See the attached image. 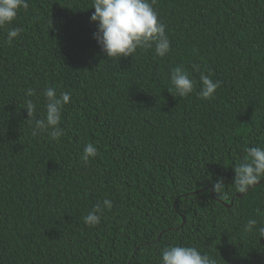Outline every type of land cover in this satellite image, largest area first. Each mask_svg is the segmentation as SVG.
<instances>
[{
    "label": "trees",
    "instance_id": "1",
    "mask_svg": "<svg viewBox=\"0 0 264 264\" xmlns=\"http://www.w3.org/2000/svg\"><path fill=\"white\" fill-rule=\"evenodd\" d=\"M27 2L7 26L20 36L0 29V264H160L169 245L264 264V238L243 230L264 222V180L231 184L246 147H264V0H154L170 51L118 60L93 38L92 0ZM177 66L196 82L186 97L169 93ZM201 72L220 82L211 99L197 95ZM47 87L71 93L58 141L32 135ZM103 199L113 207L86 225Z\"/></svg>",
    "mask_w": 264,
    "mask_h": 264
},
{
    "label": "clouds",
    "instance_id": "2",
    "mask_svg": "<svg viewBox=\"0 0 264 264\" xmlns=\"http://www.w3.org/2000/svg\"><path fill=\"white\" fill-rule=\"evenodd\" d=\"M154 0H92L94 12L90 22H95L97 31L93 38L97 41L101 52L107 57L118 60L120 57H129L138 49H153L158 57H164L170 51L171 42L166 34L165 25L160 21L158 13L153 7ZM27 0H0V29H6V42L11 44L23 31L20 27H7L17 18L20 9L28 8ZM200 71L199 65L192 66V72ZM172 88L169 93L179 97L191 94L196 82L190 72L181 66L173 68L170 72ZM219 81H214L209 75L201 72L199 77V91L201 99H211ZM35 92L28 88L25 90V99L22 109L27 112V118L33 117L37 112V103L33 97ZM44 114L42 118L30 121L32 135L37 136L47 133L53 141H58L63 136L64 130L60 127L61 111L64 105L70 102L71 93L62 91L56 94L54 87L43 90ZM97 147L88 143L83 148L80 159L87 164L90 158L97 155ZM245 156L232 167L234 173L232 186L236 193H246L252 186L264 180V147L248 146ZM226 185L224 178L219 177L213 183L215 193ZM113 207L112 201L103 199L98 201L94 208L84 217L88 226L100 223L105 210ZM243 230L246 233H256L257 238H264V222L255 218L248 219ZM160 264H218L217 258L202 252L195 246L169 245L160 249Z\"/></svg>",
    "mask_w": 264,
    "mask_h": 264
}]
</instances>
